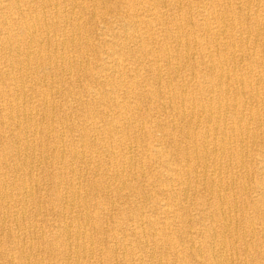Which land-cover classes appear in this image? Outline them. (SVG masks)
Wrapping results in <instances>:
<instances>
[{"label": "bare ground", "instance_id": "bare-ground-1", "mask_svg": "<svg viewBox=\"0 0 264 264\" xmlns=\"http://www.w3.org/2000/svg\"><path fill=\"white\" fill-rule=\"evenodd\" d=\"M0 264H264V0H0Z\"/></svg>", "mask_w": 264, "mask_h": 264}, {"label": "rangeland", "instance_id": "rangeland-1", "mask_svg": "<svg viewBox=\"0 0 264 264\" xmlns=\"http://www.w3.org/2000/svg\"><path fill=\"white\" fill-rule=\"evenodd\" d=\"M106 4H107V2H106ZM108 4H110V3H108ZM198 10V9H197ZM114 27H117L116 25H113ZM98 28L99 29H101L100 28V26H98ZM117 30V29H116ZM102 32V31H101ZM155 32H157V31H155ZM98 33V32H97ZM110 33H107L106 35H104V36H100V35H97L98 36V39H99V41H104L103 42V44H107V43H110V41H111V38H110ZM158 35H159V33H158ZM111 44V43H110ZM84 86V82H80V83H78L77 84V88L78 89H82V87ZM77 89V90H78ZM149 110H151V106L149 105V104H146V105H144V104H142L141 106H140V117H141V121H143V123L144 124H142V125H144V127L146 128V129H148L149 127V123H146V121H145V118H146V113H149L150 111ZM153 112V111H152ZM154 113H155V115L160 119L161 118V120L163 121V122H165V119L163 118V117H161V115L159 116V114L157 113V112H155L154 111ZM150 114V113H149ZM156 136L158 137L159 136V133L157 132L156 133Z\"/></svg>", "mask_w": 264, "mask_h": 264}]
</instances>
